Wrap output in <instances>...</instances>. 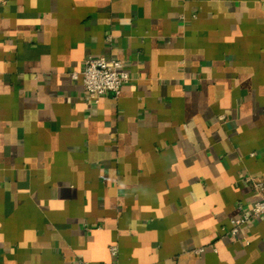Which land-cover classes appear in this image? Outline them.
<instances>
[{"label":"crops","instance_id":"0c3cea01","mask_svg":"<svg viewBox=\"0 0 264 264\" xmlns=\"http://www.w3.org/2000/svg\"><path fill=\"white\" fill-rule=\"evenodd\" d=\"M254 181L264 0H0V264H264Z\"/></svg>","mask_w":264,"mask_h":264},{"label":"built area","instance_id":"2783aa9c","mask_svg":"<svg viewBox=\"0 0 264 264\" xmlns=\"http://www.w3.org/2000/svg\"><path fill=\"white\" fill-rule=\"evenodd\" d=\"M78 75L81 78L85 99L91 102H98L99 98L106 93L117 95L122 85L130 79L122 61L105 56L86 57L79 71L70 73V77L73 79L77 78ZM252 184L258 192L259 198L250 206L248 211H242L239 217L230 221L232 232H236L237 227L250 218H264V182L254 181ZM108 251L111 259L102 264H118L116 259L117 246L115 244L109 245ZM200 251L202 248L195 250V252Z\"/></svg>","mask_w":264,"mask_h":264}]
</instances>
